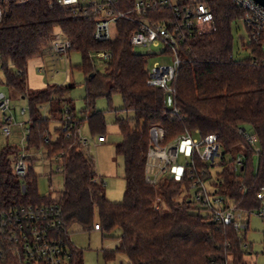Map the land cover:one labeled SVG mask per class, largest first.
I'll use <instances>...</instances> for the list:
<instances>
[{"label": "trees", "instance_id": "16d2710c", "mask_svg": "<svg viewBox=\"0 0 264 264\" xmlns=\"http://www.w3.org/2000/svg\"><path fill=\"white\" fill-rule=\"evenodd\" d=\"M204 1L214 13L217 29L193 38L180 53L174 82L179 113L165 104L162 88L148 83L149 59L135 52L130 43L134 22L120 20L117 36L98 41L92 16H75L74 11L59 4L51 7L50 0L5 2L0 18L4 82L29 101L27 150L43 148L51 163L62 169L65 186L55 196L40 195L34 157H29L28 174L21 178L14 168L21 148L0 145V211L57 203L65 223L62 233L67 238L74 224L85 230L99 224L106 233L119 228L120 243L114 250L105 251L107 259L122 252L131 264H248V229L242 231L232 224L211 221L207 207L190 191L196 179L208 181L213 188L211 194L222 196L225 204H234L249 214V226L251 214L264 209V201L258 198L264 187V36L259 41H243L251 55L237 59L234 25L245 18L247 11L236 0ZM57 28L72 40V50L83 55L79 68L86 73L87 95L80 115L65 96L74 84L49 85L39 90L28 85L29 61L49 51ZM246 30L250 34L248 26ZM101 50L113 53L110 60L103 62V71L91 57ZM92 73L94 76H90ZM115 93L122 95L123 109L134 114L116 120L123 135L117 153L125 158L126 190L120 202L107 197L106 181L75 128L64 129L65 110L69 107L78 124L88 120L93 134L106 136V118L96 110L95 102L100 96L111 99ZM43 104L48 105L47 116L41 111ZM52 119L60 121L56 138L50 132ZM153 125L165 128L166 142L196 129L202 136L218 134L223 149L217 163L221 168L213 174L211 166L197 159L194 175L188 171L181 180L167 176L156 184L148 182L145 170ZM243 127L258 136L260 152L240 132ZM256 153L259 166L255 172ZM239 155L243 163L236 169ZM199 205L205 213L198 209ZM70 249L74 263L84 264L83 251L73 242ZM0 264H20L10 243L1 236Z\"/></svg>", "mask_w": 264, "mask_h": 264}, {"label": "built area", "instance_id": "2783aa9c", "mask_svg": "<svg viewBox=\"0 0 264 264\" xmlns=\"http://www.w3.org/2000/svg\"><path fill=\"white\" fill-rule=\"evenodd\" d=\"M7 1L0 0V18ZM14 1L23 4L32 0ZM236 3L247 11L243 21L245 28L248 26L251 31L249 38L259 41L264 36V6L255 0H236ZM55 4L74 11L75 16H92L95 19L94 37L98 41H107L117 36L118 23L125 19L136 24L130 35L132 45H162L160 53L170 57V60L156 61L148 67V83L162 88L165 104L172 112L179 113L174 82L180 68V53L193 38L217 29L214 13L204 0H184L178 3L172 0H50L51 7ZM49 47L56 62L67 61L73 42L63 34H56ZM112 55L110 50H101L92 53L91 57L104 62L110 60ZM40 70L47 72L45 66H41ZM10 103L11 99L1 93L0 108L3 112L10 109ZM65 121L64 129L71 131L75 128L81 144L87 149L90 140L83 135L82 124L74 120L69 107L65 110ZM12 124V116L5 113V118L0 122L2 134L8 137L12 132ZM240 132L250 143L258 139L256 134L250 135L244 127ZM29 133L30 128L23 132L26 144L14 163L15 173L21 178L28 174L30 155L25 151ZM165 135L166 130L161 125L150 128L145 170L146 179L150 183H159L167 176L181 180L188 171L194 175L197 159L208 166L216 165L220 160L221 143L216 133L202 136L196 129L168 142L165 141ZM97 140L106 141V136H98ZM242 163L243 156L239 155L236 169ZM191 187L196 190L195 199L207 207L206 212L211 221L232 224L242 231L249 228V214L234 204H225L222 196L211 194L205 180L196 179ZM258 198L264 201V187L258 193ZM257 213L264 216V209ZM64 228L63 214L57 203L19 206L0 211V236L10 243L20 264H75L70 249V243L73 242L71 233L69 238L65 237L62 233ZM94 229L100 230L101 227L96 224Z\"/></svg>", "mask_w": 264, "mask_h": 264}, {"label": "rangeland", "instance_id": "374dc122", "mask_svg": "<svg viewBox=\"0 0 264 264\" xmlns=\"http://www.w3.org/2000/svg\"><path fill=\"white\" fill-rule=\"evenodd\" d=\"M184 0H172L173 3H178ZM199 1V0H191ZM56 34H62L60 29H56ZM234 56L237 59H243L251 55V49L243 46V41H249V34L245 28L243 20H239L234 25ZM134 51L148 57L150 67L156 61H169L170 57L162 56L160 53L161 46L154 45H133ZM83 61L82 52L72 50L67 61L56 62L52 53L48 51L43 57H35L29 61L27 79L28 85L33 90H39L48 87L49 85H68L74 84V88L66 93L73 105L76 107V112L80 115L83 108L86 107V73L79 65ZM96 65L100 71H103V61L96 60ZM41 66H45L47 72L41 71ZM55 69L54 71H50ZM4 93L11 99L10 109L3 112L0 108V120L5 118V113L12 116V132L7 137L2 134L0 126V145L11 144L23 148L26 144L23 132L30 127V105L26 97L21 95L16 90L7 86L4 82V71L0 67V94ZM95 108L97 111H102L106 118V141L98 142V134H93L88 120L82 123V133L90 140V146L87 148L88 154L96 160L97 171L106 181L107 197L111 201L120 202L125 197L126 180H125V158L117 153V144L123 140V135L119 130V125L116 120L118 118H129L134 114L125 111L123 97L119 93L112 95V98L100 96L96 99ZM23 109H26L23 112ZM41 111L44 115H48L49 109L47 104H43ZM60 127V121L52 119L50 122V132L56 138V129ZM250 135L255 133L248 128ZM255 150L261 151L259 139L252 143ZM22 151V150H20ZM223 151V149L221 150ZM31 157H34V171L38 175L37 185L40 195L55 194L64 188L65 182L63 174L59 171L58 164L51 163L44 149H30L25 151ZM254 156V170L259 166V154ZM231 158V155H228ZM213 174L221 168V166H211ZM209 191L213 188L208 181H205ZM196 190L190 191V194H195ZM214 196H212V199ZM182 199V197L178 198ZM160 199H157V202ZM205 210L199 205L198 209ZM71 239L75 246L83 251L84 264H131L128 256L122 252L116 253L114 258L107 259L105 257L106 250H114L120 243L122 231L117 228L111 233L103 232L96 229H83L80 225L74 224L71 229ZM247 238L249 245L247 248L246 260L248 264H264V216L257 212L251 214L250 226L248 228Z\"/></svg>", "mask_w": 264, "mask_h": 264}, {"label": "water", "instance_id": "95a60500", "mask_svg": "<svg viewBox=\"0 0 264 264\" xmlns=\"http://www.w3.org/2000/svg\"><path fill=\"white\" fill-rule=\"evenodd\" d=\"M255 1L261 4L262 6H264V0H255ZM90 76H94V73H92Z\"/></svg>", "mask_w": 264, "mask_h": 264}, {"label": "crops", "instance_id": "0c3cea01", "mask_svg": "<svg viewBox=\"0 0 264 264\" xmlns=\"http://www.w3.org/2000/svg\"><path fill=\"white\" fill-rule=\"evenodd\" d=\"M103 142H105V141H103Z\"/></svg>", "mask_w": 264, "mask_h": 264}]
</instances>
